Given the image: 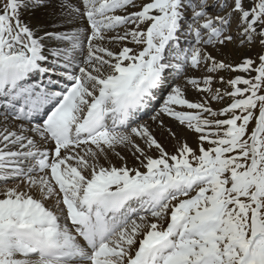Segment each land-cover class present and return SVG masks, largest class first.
I'll return each mask as SVG.
<instances>
[{
  "label": "snow or ice",
  "instance_id": "1",
  "mask_svg": "<svg viewBox=\"0 0 264 264\" xmlns=\"http://www.w3.org/2000/svg\"><path fill=\"white\" fill-rule=\"evenodd\" d=\"M9 181L0 264H264V0H0Z\"/></svg>",
  "mask_w": 264,
  "mask_h": 264
},
{
  "label": "rangeland",
  "instance_id": "2",
  "mask_svg": "<svg viewBox=\"0 0 264 264\" xmlns=\"http://www.w3.org/2000/svg\"><path fill=\"white\" fill-rule=\"evenodd\" d=\"M256 51H259V48L257 47ZM256 51H253L252 53H250V55H253L255 56L256 54ZM226 54L228 55L229 59L233 60V61H238L244 54H245V49L243 47H237L236 44H232V45H229V47L225 50ZM229 74L225 73V76L227 78ZM234 75V74H233ZM219 87V85H217ZM215 107H220L222 105L220 104H215L214 105ZM158 107V105H157ZM154 113H149L148 115H144L142 117L143 120L147 121L149 119V116L152 115ZM196 139V136L195 134H192L191 133V136H190V140H192L193 142L195 141ZM14 182H17V181H12V183ZM9 184V183H8ZM6 187V185L4 184H0V188H4Z\"/></svg>",
  "mask_w": 264,
  "mask_h": 264
},
{
  "label": "bare ground",
  "instance_id": "3",
  "mask_svg": "<svg viewBox=\"0 0 264 264\" xmlns=\"http://www.w3.org/2000/svg\"><path fill=\"white\" fill-rule=\"evenodd\" d=\"M190 136H191V133L188 135V139H190ZM113 163H118V161L117 160H113ZM14 183H16V182H14ZM14 183H12V181H9V184L8 185H6V186H11L12 184H14ZM0 189H3V188H0Z\"/></svg>",
  "mask_w": 264,
  "mask_h": 264
}]
</instances>
